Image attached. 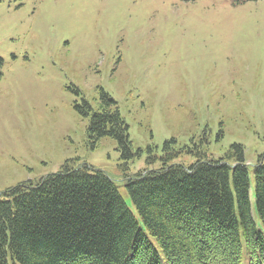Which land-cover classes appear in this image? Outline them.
<instances>
[{"label":"rangeland","instance_id":"obj_1","mask_svg":"<svg viewBox=\"0 0 264 264\" xmlns=\"http://www.w3.org/2000/svg\"><path fill=\"white\" fill-rule=\"evenodd\" d=\"M0 57L1 194L76 160L104 170L135 212L128 179L159 168L173 138L211 159L241 144L254 192L264 0H0ZM102 90L130 127L133 156L89 137L83 104L99 110Z\"/></svg>","mask_w":264,"mask_h":264},{"label":"trees","instance_id":"obj_2","mask_svg":"<svg viewBox=\"0 0 264 264\" xmlns=\"http://www.w3.org/2000/svg\"><path fill=\"white\" fill-rule=\"evenodd\" d=\"M101 94L99 110L83 104L89 137L133 156L117 101ZM176 144L165 142L159 168L128 179L135 212L104 170L76 160L0 193V264H264L263 158L252 193L241 144L219 159ZM184 152L198 158L174 162Z\"/></svg>","mask_w":264,"mask_h":264}]
</instances>
